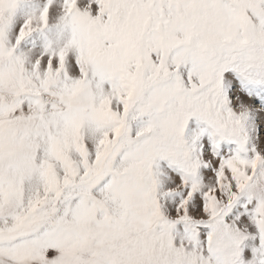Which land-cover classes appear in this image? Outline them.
<instances>
[{
	"label": "snow or ice",
	"instance_id": "6c2138e0",
	"mask_svg": "<svg viewBox=\"0 0 264 264\" xmlns=\"http://www.w3.org/2000/svg\"><path fill=\"white\" fill-rule=\"evenodd\" d=\"M0 264H264V0H0Z\"/></svg>",
	"mask_w": 264,
	"mask_h": 264
}]
</instances>
